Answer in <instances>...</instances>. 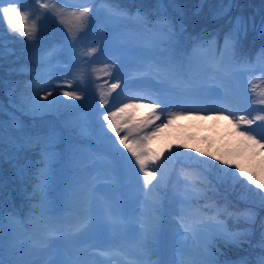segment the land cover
<instances>
[{"label":"trees","instance_id":"1","mask_svg":"<svg viewBox=\"0 0 264 264\" xmlns=\"http://www.w3.org/2000/svg\"><path fill=\"white\" fill-rule=\"evenodd\" d=\"M22 1L28 10L35 8V12L38 11L43 20H50L51 14L48 13L47 8H41L36 0ZM77 1L83 3V7H87L89 12H98L105 8L119 12L124 40L131 39V37L136 40V44L130 47L119 41L96 48L97 51L93 54H97L107 62L96 67L100 68L103 74L122 73L126 67L140 70V64L145 60L146 55L153 56L154 62L160 60L162 55L167 54L168 36L173 33L174 51L184 61L182 77L175 81L180 83L179 86L183 90H190L195 84L191 72L195 68V58L190 59L193 49L210 50L214 57H218L224 50L229 49L231 56H229L227 67L244 65L245 68L253 66L264 68V0H233L234 5L230 4L229 0ZM41 2L47 4L49 0H41ZM232 15L239 17V26L231 20ZM88 21L86 18L82 22L84 26L93 30L94 28L87 24ZM29 30L26 20L18 25L17 31L10 29L6 20L0 22V191L11 169V163L6 160L4 152L17 151L7 141L6 136H12V132L17 128L18 122L15 118L17 112L26 105L28 98L33 95L34 89L36 90L38 82L40 83L41 76L44 75V70L41 68L46 58L44 52L54 51L56 53L63 50L64 53L66 52L67 59H70L74 53L66 34L67 29L49 28L45 31L37 28L31 39L27 35L20 34ZM81 46L78 45V48L81 49ZM83 49L86 50L88 47L83 46ZM109 62L115 65L111 66ZM86 63L88 64L87 61ZM96 68L88 66L84 70L76 68L74 75L79 78L83 76V71L93 72L97 70ZM259 84L264 86V80ZM92 85L96 86L95 83ZM52 102H56V105L51 108L52 111L48 114L50 120H46V124L55 125L56 129H62L64 132H71L78 116L76 106H79L82 101L59 97L53 98ZM42 118L45 116L40 118L41 121ZM44 126L46 129L43 133H49L48 129L51 127L45 124ZM119 127L122 130H128V128H123V124ZM192 132L194 130L187 127L184 129L174 127L168 133L169 140L165 152L160 155L162 164L169 172L180 163L186 164L187 169H193L196 175L200 174L198 178L204 181L203 189L197 190L199 195L198 199H194V203H198L205 212L208 210L214 214L218 205L223 204L227 211H232L237 216L232 219L234 216H230L228 212H222L223 217H227L228 221L235 226L242 227L243 231L234 235V240L216 241L215 246L223 248L222 253L216 259L221 264H257L255 259L257 243L264 238L261 236V229L264 228V203L260 199L264 196V191L250 184L244 177H240L243 183H237L225 174L235 172L239 176V171L235 166L237 162L243 160L240 156L243 154L244 157V154L250 152L251 148L247 145L242 151H238L237 148L233 156L229 158H222L218 155L219 159H216L215 154L214 160L210 162L212 157L207 156L209 149L204 150L205 146L200 143V140L192 139ZM112 135L113 132L110 129L109 132L94 135V138L100 141V149L112 152L110 148L105 147L111 146ZM117 151L120 153V148ZM76 153L77 150L72 147L65 149V159L73 158ZM156 156L158 155L154 154V157ZM190 157H194L195 160L189 159ZM222 160H227L228 164L221 163ZM42 161L39 157L35 167L41 168ZM197 161L205 163H197ZM239 165L245 168L244 163ZM26 170L28 171V164ZM72 171L74 173V170ZM245 171L253 174L258 181L262 182L259 173H254L250 168ZM119 172H122V164L119 165ZM173 181L172 175L167 176L166 183ZM194 181L200 183L196 178ZM31 188L34 193L33 186ZM154 196L161 202L168 203L169 190L166 185L163 184L156 188ZM209 202L213 205L205 207ZM28 210L25 207L21 212L23 214ZM63 218L65 222V215ZM15 251L17 252L13 255L15 260L23 261L25 258L22 251L24 250L21 246L15 247ZM200 251L202 250L198 252ZM198 252L195 248L190 249L188 263ZM32 260L36 262L38 258Z\"/></svg>","mask_w":264,"mask_h":264},{"label":"rangeland","instance_id":"2","mask_svg":"<svg viewBox=\"0 0 264 264\" xmlns=\"http://www.w3.org/2000/svg\"><path fill=\"white\" fill-rule=\"evenodd\" d=\"M4 1L8 2V0ZM232 1L233 0H229L230 4L234 5ZM50 4L52 7L56 8L53 2ZM18 7L22 6L18 5ZM27 16H29V21H32L30 22V28L32 29L33 25H37L35 24L37 14L32 13ZM231 20L236 23V25H238L239 17L237 15H232ZM60 22V20H57L56 24L59 25L61 24ZM96 24L100 25L103 28V30L107 33L109 39H117L115 41L123 40L122 32L119 31V24L115 17L107 16L103 21H96ZM44 29H49V26H45ZM111 36L115 39H113ZM124 41L127 46L136 43V40L132 38L125 39ZM228 56H230L229 52L227 50L224 51L221 61L216 64L215 68H212V65L214 63L211 56L205 57L201 55L199 57L198 71L204 77L201 75L202 83L198 85L197 89L193 90L194 93L192 95L187 92H181L182 90L180 89L178 81H169L168 83L170 84V88L168 92H170L171 96H173L174 98L168 100L169 96L168 94H166L164 104L167 105V107L161 105L155 109L156 114L160 116V120H156L154 123L149 124L146 127V129L148 130V134L155 131V135L151 136V138L147 140H142L139 138V141L135 145V147H142L143 151L145 152L149 147L148 145H150L151 143H159L166 140L168 141V133H170L173 127L177 125L178 127L190 125L194 127V133L199 134V139H202V141L206 143V147L204 148V150H207V148L210 150L207 156L208 158L209 156H212V159L210 160L211 162L214 160L213 156H215V154L216 159H219L218 155H220V157L222 156V158H229L233 156V154L235 153L234 151H236L237 148L238 151H242V149L244 148L243 146H245L246 144L244 143L245 138L239 134L241 131L247 130L254 134L256 133L255 135L257 136V138L264 136V127L258 126L264 124L262 121H257L251 126V128H249L246 124H240L239 127H236L237 121L239 120L240 116H244L246 119H252L257 115H264V104L258 103L259 100L264 99V86L259 85L257 89L251 88L260 80V78L264 79V76L261 71H258V69L253 71H246V69L238 70L226 68L224 63L228 60ZM154 63L155 62L153 61H149L147 64L143 65L147 67L146 73L143 72L144 79L138 77V74H134L133 72L132 74L125 72V74H123L124 78L121 77L120 79L112 77V74L107 76L108 79L105 77L107 81L109 80V82H111L109 83L110 86H112L114 83H119L120 86L115 90L112 89L109 94H102L104 96L102 100L103 103L101 102V104L96 107L99 109L103 107L102 116L108 115L109 112H114L116 113L115 117H119L124 120H127L130 116L131 122L148 120L149 116L152 115V110L149 107L145 106L150 103V100L146 97L141 96L139 98H136L138 102H144V105L140 109H128L125 113H120L118 109L120 107H123L126 103L133 104V101L135 99L134 94L141 90L152 93V99L159 100V95L152 90V88H156V83H158L159 79L157 77H154L156 75L148 70L149 66ZM76 67L77 63L75 62V64H73V68ZM65 70L66 64L59 61L58 70L56 73H54L53 71H48L47 77L49 78H47L45 82H41V84L37 87L38 89L36 94L32 97L27 107L24 108V111L28 115H46L49 111V108L51 109L54 105H56V102H52L53 97L66 98V96L63 95V92L67 90L64 87L59 86L61 84L70 82V78L69 76H67ZM147 74L149 76H147ZM193 76L194 78H198L196 73ZM242 77H248V81L245 83L246 87L244 88L240 82V80L243 79ZM236 78L239 79L241 88L247 99H244L242 97L234 98L229 94L228 89L233 85L234 79ZM76 79H78V77H76ZM55 87L57 88L53 92L57 93H53L52 96H49L48 99L45 100L44 96L47 94V92L53 90ZM69 92H75L76 95L80 97V99L82 98L81 95L83 94V92L81 90L76 91L70 88ZM224 92H227V94H223ZM177 93L179 94L177 95V97H175ZM94 94L97 95V92H95ZM100 94L101 93H98V95ZM105 106L107 107L104 108ZM178 111H182L183 114H181L178 119L173 120L171 124H168L167 116L169 115V113H175ZM229 113H231V115ZM217 115L221 116L220 121L214 120L218 119ZM82 117L83 120L86 121L89 117H91V115L86 116L85 114H83ZM162 122L163 124H168V126H161L159 130L156 131L157 126H160ZM106 124L107 122H105L103 119L97 129H105L106 127L104 125ZM79 132L86 133L87 129L85 128V126H81L79 128ZM200 134L203 137H201ZM159 147L163 148L164 145H161L160 143ZM214 151L215 153H213ZM251 155L252 157L253 155H255L254 149L253 153L250 151V155L249 152H246L244 154V157L242 154V156L240 157L243 160L237 162V164L248 163L249 166H255L260 171L262 182H264V156L255 155V159L257 161H255L254 158L253 161H251V159L249 158L251 157ZM147 168L148 170H151L155 167L153 165H147ZM132 176L134 183L132 185L133 188H131L132 191L130 200L134 208H136L137 210L143 209L148 204V197L143 184L144 177L140 172L139 166L136 171H133ZM174 199V202H176L178 198L176 197ZM106 212L107 211L103 208V206H98L97 210L93 211V219L100 223V221H102V219L106 217ZM94 231H96V228L91 232L93 235H96L93 233ZM173 231H175L176 236L180 233H184V230L181 227H179L178 229H175L174 227ZM107 232H105L103 236L100 233L98 235L103 239V237H106L108 235ZM13 233L16 235L15 237L24 238V234L22 233H17L16 231H14ZM92 234L87 236H91ZM132 234L133 236L126 238V241L140 235L141 231L137 232L136 234L135 232ZM52 240L54 239L51 238V240H49L48 242L47 248L49 250H47L46 248H44V250L42 249L43 251H41V249L33 250V252L40 251L41 253H46L47 256L45 264H49V262L58 260H66V255L60 248V246L57 245L56 247L50 249L49 245L52 246L54 244ZM262 244H264V242ZM262 244L260 246L264 248ZM19 245L24 250V253L30 251L28 244L19 243ZM171 247L172 245L170 246V248ZM108 261L109 260H101V264H106ZM110 261H114V264H125L120 260L118 261L117 259H113ZM173 263L174 261L169 262V264Z\"/></svg>","mask_w":264,"mask_h":264},{"label":"snow or ice","instance_id":"3","mask_svg":"<svg viewBox=\"0 0 264 264\" xmlns=\"http://www.w3.org/2000/svg\"><path fill=\"white\" fill-rule=\"evenodd\" d=\"M38 4H40L41 8H47L48 5L46 3H42L41 0H36ZM20 4V0H8L7 6H4V0H0V22H3L4 20L7 21L8 27L12 29L13 31H17L18 25H20L23 21L28 19V16L25 12V10L22 7H18ZM89 13V9L87 7L84 8L82 12L72 13L74 17H76L77 21H84ZM35 31V25H33L32 29L29 31L21 32V35H27L29 39L32 38L33 32ZM172 35L169 34L168 36V51L166 55H162L161 59L158 61H155L154 64L150 65L148 70L153 72L158 79L163 80H171L175 81L182 77V69L184 61L180 58V56L174 51V45L172 43ZM97 49L95 47L91 48L89 52L84 53L85 55H92L95 53ZM198 57L197 49H193V53L190 59H194ZM261 72L264 73V68L261 69ZM119 83H114L112 85V89L115 90L117 87H119ZM229 94L234 98H244L247 99V97L244 95L243 90L241 88L239 79H234L233 85L228 89ZM53 93L51 91L47 92V94L44 96V99L47 100L49 96H52ZM63 95L69 98L74 99H80L78 95H76L75 92H69L65 91L63 92ZM152 93L141 90L134 94V98H139L141 96L146 97L150 100V103L148 105H145L146 107H149L152 110V115L149 116L147 121L141 122V124L137 127L131 126V117L129 116L127 120L124 121L123 128H128L129 134H131L133 131H138L143 127H146L149 124L154 123L156 120H160V116L156 114L155 109L158 106H165L162 100L158 99H152ZM255 102V101H254ZM103 103V101H102ZM260 104H264V99H261L258 101ZM139 107V105L136 104H130L126 103L123 107H120L118 111L120 113H125L128 109H133ZM183 114L182 111H178L175 113H169L167 116L168 124H171L173 120L178 119L179 116ZM231 115V113H229ZM116 113L109 112L108 115H104L103 119L105 122H107V127L110 129L115 135L116 138L119 141L120 145H123L124 148H126L131 155L135 158V162L137 165H139L140 172L143 174V184L144 188L147 191V194H151L154 192L156 188H158L165 180V173L161 171L160 168H156L153 170H148L147 168V161L149 160V156L146 152L143 151L142 147H133L132 142H126L128 141V135H125L124 137L120 136L121 129H118L117 126L112 122V117H115ZM257 121L264 122V115H257L252 119H246L244 116H240L239 120L237 121L236 127H239L240 124H246L249 128L253 124H255ZM168 124H162L160 126H157L156 131L159 130V128L167 127ZM259 127H264V124L258 125ZM242 137L245 138L246 141L249 142V146L254 149L255 155L264 156V136H261L260 138H257V136L249 132L247 130L241 131L239 133ZM155 135V131L152 133L146 135L143 137L144 140L150 139L151 136ZM153 162L158 159V157H152L151 158ZM189 159L195 160L194 157H190ZM197 163H205L204 161H197ZM221 163L227 165V160H222ZM237 170L239 171V176L236 175L235 172L232 173H225L226 176H230L233 181L237 183H243L240 181V177H244L247 179V181L255 185L256 188L261 189L264 191V182L258 181L255 176L247 171L243 167H241L239 164L235 166ZM160 172V180L157 181L155 185H153V179H155L156 172ZM151 185L152 187L149 188L148 186ZM188 187H191L193 189L192 193L186 192L184 195V198L180 201L181 208H180V220L182 224L184 225L185 229L187 231H191L194 235L197 233L202 234L203 242H202V251L197 253L198 258L192 262V264H221L220 261H218L211 252V248L214 246L215 241L217 240H224L225 242H228L230 239L234 240V237H228L226 234L223 233L222 229L219 227H212L210 223L206 221H214L215 217H205L204 213L202 212L200 205L198 203H194V199H198L199 193H197L194 185H189ZM195 193V196L193 195ZM261 202L264 203V196L260 197ZM205 207H211L210 205H205ZM44 214L42 213V216ZM2 219V218H0ZM188 221H191L189 223ZM40 223H47L50 225V221L41 220ZM100 227L99 222L95 221L93 219V213L85 210L80 218L72 225V227L69 229L68 234L71 235L74 238L84 237L89 235L93 229ZM60 235L63 236L64 232L62 229H58L55 226L49 227L48 230V236H56ZM43 246L45 248L48 247L47 243V237L44 241H42ZM264 246V244H262ZM11 248V246H9ZM217 252L219 250L217 249ZM5 244H4V238H3V225L0 223V264H35V262H25L20 260H5ZM49 264H84V262L78 260V259H71V260H58L49 262ZM260 264H264V259L261 260Z\"/></svg>","mask_w":264,"mask_h":264},{"label":"bare ground","instance_id":"4","mask_svg":"<svg viewBox=\"0 0 264 264\" xmlns=\"http://www.w3.org/2000/svg\"><path fill=\"white\" fill-rule=\"evenodd\" d=\"M136 105H139V107H142L144 105V102L143 101H140V102H137ZM218 116V119H214L216 121H220L221 120V116L217 115Z\"/></svg>","mask_w":264,"mask_h":264}]
</instances>
